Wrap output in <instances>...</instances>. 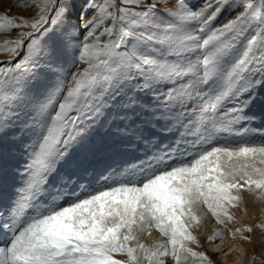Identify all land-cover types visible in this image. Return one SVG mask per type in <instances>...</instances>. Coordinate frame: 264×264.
Returning <instances> with one entry per match:
<instances>
[{
	"label": "snow or ice",
	"instance_id": "snow-or-ice-1",
	"mask_svg": "<svg viewBox=\"0 0 264 264\" xmlns=\"http://www.w3.org/2000/svg\"><path fill=\"white\" fill-rule=\"evenodd\" d=\"M162 2L89 0L85 15L95 10L79 25L67 0H31V19L0 13V33L31 29L0 41L11 58L0 61V137L11 128L16 139L32 137L21 183L0 212V264H210L190 246L196 207L224 225L242 190L264 198V142L249 127L264 118V0H174L158 11ZM97 126L154 150L94 190L52 195L61 166L67 189L90 163L74 153ZM190 137L197 150L170 162ZM151 229L165 241L142 243Z\"/></svg>",
	"mask_w": 264,
	"mask_h": 264
},
{
	"label": "rangeland",
	"instance_id": "rangeland-1",
	"mask_svg": "<svg viewBox=\"0 0 264 264\" xmlns=\"http://www.w3.org/2000/svg\"><path fill=\"white\" fill-rule=\"evenodd\" d=\"M191 2L195 5L199 3V0H191ZM67 3L69 5V22L77 25L82 24L95 10L90 9L87 15H85V5L89 3V0H67ZM173 3L174 0H163V2L158 5V11L170 8ZM37 11L38 9L31 3V0H0V13L10 16L31 19L35 16ZM226 15H228V18H232V15ZM222 22L227 21L223 20ZM21 31L27 32L31 31V29L21 28L8 33H0V41L15 39ZM9 59L11 58L7 54L0 53V61H8ZM71 59V56H65L63 58L62 64L65 68L71 67ZM71 70L75 71L76 69L71 68ZM56 82L57 78L55 76L46 79V83L49 86H54ZM249 127L252 130L253 140L256 143L264 142V118L257 115L256 119L251 122ZM153 130L156 131V129ZM240 131L244 132L245 129H240ZM14 132H17V129L11 128L7 135L0 137V164L3 166V174L0 175V187L5 189V183L7 182V189L2 191L4 193L0 196V212H6L12 199L15 197L18 186L21 183L23 169L30 155L32 137L26 135L21 139H16L13 136ZM112 132L114 134H111L107 128L97 126L89 143L84 147L77 148L74 153L76 159H80L87 154L90 163L85 169L80 170L77 176L73 177V184L67 189H61L59 187L58 177L68 172V167L66 165L61 166L60 172L56 177H53L49 185V190L52 195H56L57 192H62L63 195L60 198L66 200L70 199L75 192H80L82 187L84 191L94 190L103 183L104 178L113 171H122L129 165L146 160L147 156L151 155V151L154 150H148L146 154V141L120 143L119 137L115 134L114 130ZM160 135L166 137L163 140L164 144L169 142L175 143L176 137H173L170 133H162ZM159 138L160 136H157V139ZM189 139L188 141L190 143L184 141L181 144V147L186 150L179 148L178 153L176 152L177 154H172L173 156L170 162L184 160L187 155L189 156L197 150L194 146L195 141H193L191 137ZM102 145L107 147L104 148ZM193 148H195V150ZM89 187L90 190H88ZM239 194L242 199L238 206L229 208V212L233 215L234 219L231 222H225L224 225L217 224L203 204L196 207L197 215L200 217V223L199 225H193L190 231L196 236L198 244H192L190 246L197 252L205 253L209 258L210 264H235V262H239V264H264V230L257 226L264 223V198H261L259 190L255 193L242 190ZM244 227H251L253 230L252 232L236 233L235 238L232 237V233L235 232L236 228ZM216 230L221 231L222 235L218 239L210 241L208 239L209 236L213 235ZM242 235L250 237V240L241 239ZM139 239L142 243L149 246L156 242L165 241V238L155 229L140 234ZM223 244L226 249L222 252L219 248ZM225 257L229 259L228 261L231 262L232 260L234 263L225 261ZM115 258L126 259L125 256L120 255H117ZM165 258H168V260ZM239 258H241V260H239ZM162 259L166 261V264H173L171 257H163ZM145 264H147V262H145Z\"/></svg>",
	"mask_w": 264,
	"mask_h": 264
},
{
	"label": "bare ground",
	"instance_id": "bare-ground-1",
	"mask_svg": "<svg viewBox=\"0 0 264 264\" xmlns=\"http://www.w3.org/2000/svg\"><path fill=\"white\" fill-rule=\"evenodd\" d=\"M111 134H114V133L111 132ZM111 134H110V135H111ZM107 136H108V135H107ZM111 136H112V135H111ZM105 137H106V136H105ZM103 138H104V137H103ZM116 140H117V139H116ZM189 140H190V139H189ZM165 141H166V140H165ZM193 141H194V140H193ZM186 142L188 143L189 141L187 140ZM191 142H192V141H191ZM105 143H106V142H105ZM189 143H190V142H189ZM119 144H120V143H119ZM184 145H186V144H184ZM192 145H193V142H192ZM102 146H104V148L107 147V146H105V145H102ZM189 146H190V145H189ZM189 146H187V147H189ZM185 147H186V146H185ZM190 147H191V146H190ZM193 147H194V146H193ZM180 148H182V147L180 146ZM182 149H184V148H182ZM188 149H189V148H188ZM193 149L195 150V148H193ZM107 150H108V149H107ZM184 150H186V149H184ZM191 150H192V149H191ZM194 150H193V151H194ZM193 151H192V152H193ZM188 152H189V151H188ZM177 153H178V152H177ZM177 153H176V154H177ZM184 153H185V152H184ZM190 153H191V151H190ZM174 154H175V153H174ZM174 154H173V155H174ZM186 154H187V153H186ZM173 155H172V156H173ZM181 155H182V154H181ZM187 156H188V155H187ZM187 156H186V157H187ZM6 185H7V182L5 183V189H7V188H6ZM9 186H10V185H9ZM12 186H13V185H12ZM14 186H15V185H14ZM77 186H78V185H77ZM90 186H91V185H90ZM79 187H80V186H79ZM79 187H78V189H79ZM82 188H83V187H82ZM1 189H2V188L0 187V196H2V195H3L2 193H4V192H2V191H5V189H2V190H1ZM78 189H77V190H78ZM84 189H87V188H84ZM88 190H90V187H89ZM91 190H92V189H91ZM85 191H87V190H85ZM6 193H7V192H6ZM75 193H76V192H75ZM11 194H13V193H11ZM4 196H5V195H4ZM2 199H3V198H2ZM6 200L9 201L8 199H6ZM7 201H6V202H7ZM2 202H3V201H2ZM0 206H1V204H0ZM225 249H226V247H225L224 244L219 248V250H221L222 252L225 251ZM165 259L168 260V258H165ZM224 259H225V261H228V260H229V259L226 258V257H225ZM239 260H241V258H239ZM228 262H229V263H234V261H232V260H231V262H230V261H228ZM228 262H227V263H228ZM235 264H239V262H235Z\"/></svg>",
	"mask_w": 264,
	"mask_h": 264
}]
</instances>
